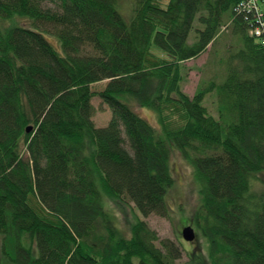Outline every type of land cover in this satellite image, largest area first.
<instances>
[{"label": "trees", "instance_id": "1", "mask_svg": "<svg viewBox=\"0 0 264 264\" xmlns=\"http://www.w3.org/2000/svg\"><path fill=\"white\" fill-rule=\"evenodd\" d=\"M126 1L127 10L122 0H0L1 256L176 264L183 248L142 218L168 216L177 152L199 197L184 226L207 251L189 264H264V44L251 33L255 13L238 10L242 0ZM224 31L236 45L219 57ZM207 50L214 56L200 72L210 77L189 95L184 63ZM94 97L112 112L105 127L93 121ZM135 107L154 112L158 128ZM103 195L139 212L131 237Z\"/></svg>", "mask_w": 264, "mask_h": 264}, {"label": "rangeland", "instance_id": "2", "mask_svg": "<svg viewBox=\"0 0 264 264\" xmlns=\"http://www.w3.org/2000/svg\"><path fill=\"white\" fill-rule=\"evenodd\" d=\"M45 1V4H48L49 6L53 5L50 3V0ZM122 1L123 2H121V6H124L123 10H127L129 8L128 2L126 0ZM259 1V7L261 11H264V2L261 0ZM162 2L164 4L167 2V0H162ZM118 11L123 14L121 9ZM222 37L223 41L216 44L214 47L217 50L216 54H218L219 57L226 55L227 48H229L228 46L233 44L236 45V42L227 31H224ZM48 39L52 45L56 46V41L54 38L49 36ZM209 49L210 48L208 47V50ZM208 50L199 57L184 63L187 69L189 68L190 71L186 77V81L183 83V91L189 95H193L200 78L207 79L210 77V75L208 76L207 73L200 72L201 68L203 69L211 57L214 56V52ZM231 50H234V48H231ZM155 53L157 52L155 51ZM102 87L103 84L97 85L95 86L94 90H99ZM91 104V106L94 107L93 121L95 125L99 128L105 127L112 115L111 110L98 97L92 98ZM204 104L207 105L209 110L215 114V108L212 100H205ZM134 110L140 117L144 118L148 124L158 128L156 115L154 112L141 107H135ZM170 166L173 172L172 175L175 177V184H173L174 186L168 191L166 195L168 216L163 217L157 214H151L148 217L142 218L139 212L133 208L132 203L119 206L118 204H113L111 201H109L107 204V200L109 199H107L106 195H103L102 199H104L105 209L109 213V209L111 210L112 215L114 216L113 219L115 221V225L122 236L125 238L131 237L130 226L136 221L137 218H142L144 221H146L149 228L157 233L159 236L158 238H168L175 241L180 245V247L183 248V256L177 261L176 264H189L194 255H196V257L197 254L198 256L201 255V257L204 259L207 253L204 239L198 236V234L196 235L194 242L190 244L185 242L182 237H180V231L185 227L184 225L187 223L186 220L190 219V217L193 215V212H195L196 208L198 207L197 204L199 203V197L197 194V186L194 184L193 178L190 174L191 172L189 166L183 160H181V157L177 152L171 153ZM260 177L264 179V175H260ZM0 264H12L7 258L1 256V250Z\"/></svg>", "mask_w": 264, "mask_h": 264}, {"label": "built area", "instance_id": "3", "mask_svg": "<svg viewBox=\"0 0 264 264\" xmlns=\"http://www.w3.org/2000/svg\"><path fill=\"white\" fill-rule=\"evenodd\" d=\"M238 10L244 12H254L256 16V26L251 33L261 38V42L264 44V15L261 14V9L258 4V0H242L240 4H238Z\"/></svg>", "mask_w": 264, "mask_h": 264}, {"label": "water", "instance_id": "4", "mask_svg": "<svg viewBox=\"0 0 264 264\" xmlns=\"http://www.w3.org/2000/svg\"><path fill=\"white\" fill-rule=\"evenodd\" d=\"M25 130L30 131L29 128ZM181 237L187 242H192L195 239L194 229L191 226L184 227L181 231Z\"/></svg>", "mask_w": 264, "mask_h": 264}]
</instances>
